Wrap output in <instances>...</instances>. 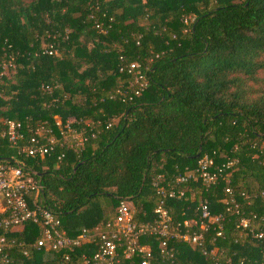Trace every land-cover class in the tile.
I'll use <instances>...</instances> for the list:
<instances>
[{
    "label": "trees",
    "instance_id": "1",
    "mask_svg": "<svg viewBox=\"0 0 264 264\" xmlns=\"http://www.w3.org/2000/svg\"><path fill=\"white\" fill-rule=\"evenodd\" d=\"M130 63L147 80L137 95L126 87ZM54 116L100 121L98 137L61 160L55 152L18 157L66 235L112 221L120 199L131 202L134 220H151L158 200L152 181L182 173L206 152L215 163L237 159L228 181L205 189L190 180L182 199L166 203L171 227L187 220L198 230L200 199L210 215L223 214L222 235L210 228L201 243L214 255L172 239V255H163L157 236H142L149 264H264V0H0V120L51 123ZM15 156L0 137V160ZM225 186L238 213L224 211ZM242 216L263 236L237 228ZM37 233L27 223L21 237ZM94 250L83 243L66 258L34 249L14 258L99 264ZM141 259L121 256L120 264Z\"/></svg>",
    "mask_w": 264,
    "mask_h": 264
},
{
    "label": "built area",
    "instance_id": "2",
    "mask_svg": "<svg viewBox=\"0 0 264 264\" xmlns=\"http://www.w3.org/2000/svg\"><path fill=\"white\" fill-rule=\"evenodd\" d=\"M192 17H184L183 23L188 25ZM50 53V51H48ZM11 66L3 63L2 67ZM126 71L131 74L127 82L128 93L137 95L147 85L144 70L138 63L126 65ZM121 93L120 90L116 91ZM113 121V119H111ZM0 137L6 147L14 150L12 160H0V264H16L14 254L19 252L26 256L29 250L66 251L72 250L83 243H93L95 250L92 261L99 264H120L121 256L130 259L135 253H142L140 264H149L150 247L140 244L142 236H157L159 250L163 255L171 256L173 248H168V240H180L189 245H197L200 253L213 256V249H205L201 243L208 229L214 230L215 236L222 235V213L210 215L206 199L197 203L198 230H190V221L171 227L168 200L182 199L186 185L190 180H200L205 189L216 184L222 178L228 181L229 171L236 163V158L225 157L220 163H215L209 153L199 156L192 167H185L182 173L168 178L157 176L151 183L158 200L152 209V219L139 222L133 218L131 202L127 199L118 200L114 208V218L101 226L81 229L74 237L66 235L59 226L58 219L42 203L40 197L41 185L29 172L23 170L21 158H40L56 153L61 160L66 151H80L89 141L95 140L99 134L100 121L83 119H61L54 116L52 122L26 123L9 119L0 120ZM107 122L106 125H109ZM264 144H260L259 149ZM260 151V150H259ZM257 158V155H254ZM264 167V158L258 160ZM227 198L224 200V211L233 209L239 212V204L232 196L228 186L223 188ZM259 195L264 197V192ZM30 223L38 229L36 237L24 240L21 237L24 225ZM235 226L247 230L254 237H262V229L253 231L250 220L240 217ZM264 229V224H263ZM264 253V249H263ZM84 262L87 260L83 256Z\"/></svg>",
    "mask_w": 264,
    "mask_h": 264
},
{
    "label": "rangeland",
    "instance_id": "3",
    "mask_svg": "<svg viewBox=\"0 0 264 264\" xmlns=\"http://www.w3.org/2000/svg\"><path fill=\"white\" fill-rule=\"evenodd\" d=\"M101 198H103V197H102V196H99L97 199L100 200ZM99 202H100L101 204H103V201H102V200H100Z\"/></svg>",
    "mask_w": 264,
    "mask_h": 264
}]
</instances>
